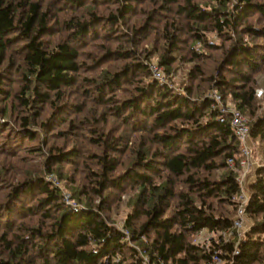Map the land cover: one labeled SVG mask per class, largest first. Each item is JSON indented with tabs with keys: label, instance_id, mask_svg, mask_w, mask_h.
Here are the masks:
<instances>
[{
	"label": "trees",
	"instance_id": "trees-1",
	"mask_svg": "<svg viewBox=\"0 0 264 264\" xmlns=\"http://www.w3.org/2000/svg\"><path fill=\"white\" fill-rule=\"evenodd\" d=\"M258 76L264 0H0V264H264ZM210 90L259 156L238 243L243 155Z\"/></svg>",
	"mask_w": 264,
	"mask_h": 264
},
{
	"label": "built area",
	"instance_id": "built-area-1",
	"mask_svg": "<svg viewBox=\"0 0 264 264\" xmlns=\"http://www.w3.org/2000/svg\"><path fill=\"white\" fill-rule=\"evenodd\" d=\"M149 71L152 73V76L154 78L165 82V77L156 64L150 65ZM261 94L262 91L258 90L257 95L259 96ZM208 95L210 96V98H212L214 101H216L219 104V107L222 111L227 112L229 114V116L231 117L230 120L231 127L234 133H236L238 139L240 140V149L243 156L238 161L236 166V169L238 171L237 181H239L241 187L240 192L238 194L240 203L236 211L237 214L234 217L231 226L228 228V230L225 231V236H224L225 241H228L230 239H236V242L238 243L239 240H241L242 237L244 236L249 226L247 214L246 212H244V208L246 206L248 196L245 188H243L241 185L243 183L249 184L251 182V180H249L251 177L253 181L254 172L256 171L258 165L255 166V163L253 162L252 159V154H251L252 148L250 142V132H249L247 117L244 116L239 109L225 105L221 100L219 94L215 92H209ZM228 163L229 165L233 166L234 161L229 159ZM66 202L69 203L68 201ZM203 231L204 230L199 231L197 236H200L201 233H203ZM233 253L237 254V251L234 250ZM144 260L147 261V258L144 257ZM211 260L215 264H220L222 262L218 253L216 252L212 254Z\"/></svg>",
	"mask_w": 264,
	"mask_h": 264
},
{
	"label": "rangeland",
	"instance_id": "rangeland-1",
	"mask_svg": "<svg viewBox=\"0 0 264 264\" xmlns=\"http://www.w3.org/2000/svg\"><path fill=\"white\" fill-rule=\"evenodd\" d=\"M53 38V40H54V38L55 37H52ZM213 39H215V37L213 38ZM153 64H156L158 67H159V70L160 71H162V69H161V67L157 64V62H156V57L155 56H153L151 59H150V62H148V70H149V66L150 65H153ZM150 72V71H149ZM151 73V72H150ZM162 73H163V71H162ZM151 75H152V73H151ZM163 75H165L164 73H163ZM153 77V76H152ZM165 77V81L166 82H168V78H166V76H164ZM175 77L177 78V79H179V75H175ZM184 80H186V76L185 77H182ZM257 84H258V90H261L262 91V94L261 95H257L258 97H261L263 94H264V76H258L257 77ZM210 92H214L213 90H210ZM226 105L227 106H230V107H232V108H234L233 107V104L229 101V99L228 98H226ZM244 115V114H243ZM245 116V115H244ZM247 117V116H246ZM247 119H248V117H247ZM0 121L1 122H5L6 121V118H0ZM248 122H249V119H248ZM251 148H252V144H251ZM252 159H253V162L255 163V166H257V165H259L258 163H259V156L257 155V157L254 155V154H252ZM231 167H234L235 165H234V163H233V166L232 165H230ZM236 167V166H235ZM256 172V171H255ZM255 172H254V176H255ZM47 180L51 183V184H53V186H55V187H58L59 189H62V196H63V200H64V202H66V201H68L69 203H71L72 202V200H71V198H70V195H69V193L67 192V191H65L66 189L64 188V187H62L61 186V184H60V182L58 181V178H57V176L56 175H53V174H48L47 176ZM247 185L248 184H245V183H243L241 186L243 187V188H245V190H246V187H247ZM241 188V187H240ZM125 199H126V196H122L121 197V201L122 202H119L118 203V206L116 207V210H114L115 212H116V214H114V217H116V222L114 223L115 225H116V227L120 230V231H122L124 234H125V236H126V240L128 239V241H129V244L132 246V247H135V248H137L136 247V245H137V243L136 242H133L132 240H130V237H129V233L126 231V233L124 232V228H123V222H124V216H125V213H126V211H127V208L125 207ZM67 203V202H66ZM72 204H73V202H72ZM248 217V216H247ZM248 222H249V225H250V223H251V221H250V219L248 218ZM198 235V233L196 234V236H195V239H194V241L196 242V243H203L204 245H207L209 242H210V238H209V236H211L212 234L210 233V232H208L207 230H204L203 231V233H201V235L200 236H197ZM224 236H225V232H224V234H223ZM139 251H140V248H137ZM140 253H141V251H140ZM116 259L118 260V258L116 257Z\"/></svg>",
	"mask_w": 264,
	"mask_h": 264
},
{
	"label": "crops",
	"instance_id": "crops-1",
	"mask_svg": "<svg viewBox=\"0 0 264 264\" xmlns=\"http://www.w3.org/2000/svg\"><path fill=\"white\" fill-rule=\"evenodd\" d=\"M249 180H251V181H252V177H251Z\"/></svg>",
	"mask_w": 264,
	"mask_h": 264
}]
</instances>
